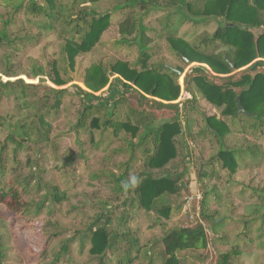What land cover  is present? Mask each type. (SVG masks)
<instances>
[{
    "label": "trees",
    "instance_id": "16d2710c",
    "mask_svg": "<svg viewBox=\"0 0 264 264\" xmlns=\"http://www.w3.org/2000/svg\"><path fill=\"white\" fill-rule=\"evenodd\" d=\"M2 1L5 8L0 7L4 12V15L0 14V100H10L12 110L11 113L0 115V214L5 211L26 218L27 214L40 216L47 210L52 215L66 201L65 192L60 195L58 188L49 186L38 175L37 171L42 173V169L37 162L32 161V157L46 146H51L49 154L53 155V122L59 119L66 97L75 98L78 109L72 131L77 135L89 133L93 149L105 153L121 142L116 151L126 155L127 159L115 165L111 158L119 154L107 156L105 162L110 167L90 176L92 181L104 187L109 201L106 203L100 201V197L97 198V213L91 222L84 230L70 236L68 243H63L45 264H64V254L68 253V246L74 243L79 246L80 252L89 247V255L96 259L94 264H133V253L138 254L144 248L138 247V239L131 227L127 226L128 222L139 213L154 214L158 221L169 220L180 212L182 205H170L168 201L187 189L183 181L187 170L178 171L177 165L178 150L174 138L182 132L177 119L155 126L156 119L141 104V101L151 97L160 100L153 101L157 106L171 107L174 105H165L161 101L174 102L179 97L177 78L182 70L163 63H148L152 56L147 48L149 39L142 24L143 17L150 11L162 10V5L158 0H124L113 10L125 12L124 18L115 24L117 38L107 43L104 36L113 25L111 13L97 14L93 10V5L101 0ZM175 2L178 3L179 13L182 7L188 10L191 17L187 14L184 17L194 25L206 24L211 20L225 22V26L222 25L212 36V40L220 41L223 46L209 54L172 35H169L168 40L172 52L182 60L206 65L214 74L226 76L222 77V84L217 85L204 75H196L190 80L195 89L189 92L193 99L198 93L220 113L218 117L213 115L203 118L204 125L216 139L217 150L204 165L210 170L202 176L209 174L208 177H211L215 168L219 167L227 171V183L232 184L231 178L238 171L242 158L254 160V152L248 147L233 149L226 146V138L234 133L230 122L244 118L254 131L264 126V73L251 75L243 72L238 79L233 80L228 75L234 70L226 59L234 65L235 71L246 67V70L256 71L258 67H264V33L255 38L251 32L264 28V0ZM20 15L25 20L18 26L16 23ZM31 28L35 33H32ZM46 34L55 35L57 41L62 42L59 57L48 66L33 60L26 66L17 64L18 53L26 46L36 44ZM97 46L110 50H137L138 57L134 63L122 60L104 63L100 60L91 64L85 68L81 79L85 90L75 87V91L71 92L68 88L45 86L42 93L45 84L26 83L17 78H40L41 82H45L43 78H48L53 86L64 87L70 82L68 69L74 68L76 57L91 53ZM192 72L206 73V70L197 66L192 68ZM2 78L7 80L3 81ZM12 78L16 80H10ZM106 87V91L102 92ZM131 97L138 101V105L130 103ZM237 98H240L241 105L250 115L235 116ZM187 132L190 135V129ZM201 132L202 129L196 135L200 136ZM65 160L62 163H68L70 167L76 163L72 157ZM140 162L141 169L133 175V165ZM33 169L35 173L31 172ZM24 170L30 172L29 177L22 174ZM132 176L139 178L138 186L123 191L121 182ZM219 191L216 186L205 190L199 202L200 218L211 224L215 234L227 218L223 214L217 216L216 211L211 212L209 206V198H218ZM35 195L41 197L39 203H36L38 200L34 201ZM251 196L256 197L257 202L245 206L242 224L248 230L249 226L259 223V230L263 231L264 187L252 189ZM28 197L32 199L29 209L25 205ZM114 201L119 202L116 205ZM110 206H122L117 220L112 221L107 209ZM17 212L19 215H16ZM2 220L0 225L9 228ZM116 221L117 227L109 230V226L116 224ZM53 236L57 235H51L47 241ZM12 238L11 245L14 242ZM3 239L0 234V264L9 248ZM157 241V246L162 250L161 264H185L179 257L180 253L205 249L209 243L202 223L172 228ZM41 251V254L31 258V263L47 256L46 248ZM242 255V252L233 248L218 255L216 264H240Z\"/></svg>",
    "mask_w": 264,
    "mask_h": 264
},
{
    "label": "rangeland",
    "instance_id": "374dc122",
    "mask_svg": "<svg viewBox=\"0 0 264 264\" xmlns=\"http://www.w3.org/2000/svg\"><path fill=\"white\" fill-rule=\"evenodd\" d=\"M123 1L101 0L93 5V10L97 14L111 13L113 25L104 36L107 43L117 38L115 24L124 18L125 12L123 10L113 12V10ZM158 1L163 9L147 13L143 17L142 23L146 29L145 35L149 39V43H147L149 55L152 56L148 63H163L170 68L182 70L177 78L179 97L174 102L161 101L165 105L173 104L174 106L171 107H159L153 101L160 102V100L151 97H148L147 101H141V104L156 119L155 126L177 119V123L182 130L174 138L178 150L177 165L178 171L187 170V174L183 179L187 189L183 190L180 196L171 197L168 201L167 204L170 205H182L180 212L172 215L169 220L161 219L158 221L154 214L139 213L134 220L131 219L128 222L127 226L131 227L134 236L138 239V247L144 248L138 254L133 253V264H161L162 250L157 246L159 242L157 240L172 228L191 226L197 223H202L204 226L209 243L205 249L180 253L179 257L185 264H216L218 255L233 248L243 253L242 257L239 258L240 264H264V230H259V223L249 226L248 230H246L247 226L242 224L245 206L257 202L256 197L251 196L252 189L264 187V126L254 131L250 129V123L244 118L230 122L234 133L226 138V146L233 149H246L248 147L254 152V160L248 157L242 158V165L240 164L238 171L231 178L233 180L232 184L227 183V171L219 167L215 168L214 175L211 177H208L209 174L202 176L204 172L210 170L204 165L217 150L216 139L204 125L203 118L213 115L218 117L220 113L198 93H196L194 99L192 98L189 90L195 89V86L190 80L196 75H204L208 81L220 85L223 82L222 77L226 76L214 74L206 65L187 63L182 60L180 56L172 52L168 40L169 35H172L174 38L187 42L191 47L209 54L216 48L223 46L220 41L212 40V36L222 25L225 26V22L211 20L206 24L194 25L185 19V14L190 16L185 7H182L179 13L178 3L175 0ZM4 5L3 1L0 0V7L5 8ZM0 14L4 15L1 9ZM18 19L19 21L16 24L19 26L25 18L20 15ZM31 31L35 33L33 28H31ZM251 32L256 38L264 33V28L253 29ZM61 46L62 42L57 41L55 35L46 34L44 37L39 38L36 44L26 46L22 52L18 53L17 64L26 66L31 62L30 60H33L48 66L49 63L59 57ZM137 57V50H110L97 46L91 53L76 57L74 68L68 69L70 82L64 87L57 88L53 86L48 78H43L45 82H41L40 78L28 79L26 76L17 78L23 79L26 83L45 84L42 87V93L45 86L53 89L68 88L71 92L75 91V87L85 90L81 79L85 68L91 64L100 60L104 63L116 60L134 63ZM197 66L203 67L206 73L192 72V68ZM246 69L248 67L233 71L228 76L236 80L243 72H248L251 75L257 72L264 73V67L262 66L258 67L256 71ZM2 79L3 81L7 80L6 78ZM10 80L14 81L16 78ZM106 89L107 87L102 92ZM97 95H100V93H97ZM130 103L138 105V101L134 97L130 98ZM77 109L78 101L75 98L66 97L60 117L53 122L52 127L51 139H54L53 148H55V152L50 155L51 146H46L37 156L32 157V161L37 162L42 169V173L37 171L38 175H41L49 186L58 188L60 195L65 192L67 199L58 206L52 215L44 210L40 216H28L27 214L26 218H19L3 211L0 214V219H3L2 221L9 228H3L0 225V234L9 248L2 256V264L48 263L52 258V254L59 251L63 243H68L67 240L70 236L77 231L84 230L91 222V219L97 213L96 199L100 197L102 202L107 203V200L109 201L104 187L98 182L92 181L90 176L101 169L106 170L107 167H110L105 162L107 156L119 154L116 155L118 157L113 156L111 158V162L115 165L124 162L127 156L116 151L121 142L105 153L102 150L93 149L89 133L81 132L79 135L74 133L71 127L75 123ZM11 110V101L1 99L0 115L11 113ZM243 128L245 129L243 130ZM187 129H190V135ZM200 129H202V134L200 136L196 135ZM95 138L97 140V136ZM71 157L76 159L74 166L70 167L68 163L66 165L62 163L63 159H70ZM65 162L67 161L65 160ZM133 169L132 174L135 175L141 169V162L135 163ZM31 172L35 173V170H31ZM29 173L25 170L22 172L23 175L28 177ZM62 186H65V188ZM213 186H216L221 192L219 191L218 198L212 196L209 198L211 212L216 211L217 216L223 214L227 217L224 220V225L217 230L216 234L211 224L202 221L199 215V202L202 194ZM33 199L34 201L38 200L36 203H39L41 197L35 195ZM26 200L25 205L29 209L32 199L28 197ZM119 201L114 202L116 204ZM33 208L31 211H33ZM2 209L5 210V208ZM107 209H109L113 221L117 220L122 206L117 208L110 206ZM114 209L119 210L115 211ZM16 215H19V212ZM117 224L118 221H116V224L110 225L109 230L117 227ZM119 229L120 227H118ZM11 233L12 235H10ZM54 234L57 236H53L50 241H47ZM11 238L14 241L12 245ZM124 246H127V244ZM42 248H46L47 256L31 263V258L34 255L41 254ZM88 249L89 247H86L80 252L77 244L74 243L70 247L68 246V253H65L63 258L64 264H94L96 259L89 255ZM233 260L234 258L231 259V261Z\"/></svg>",
    "mask_w": 264,
    "mask_h": 264
},
{
    "label": "clouds",
    "instance_id": "9594fccd",
    "mask_svg": "<svg viewBox=\"0 0 264 264\" xmlns=\"http://www.w3.org/2000/svg\"><path fill=\"white\" fill-rule=\"evenodd\" d=\"M139 182H140L139 178L133 176V177H130L129 179H127L125 181H122L121 182V188L123 191L127 192L130 189H133L134 187L138 186Z\"/></svg>",
    "mask_w": 264,
    "mask_h": 264
},
{
    "label": "water",
    "instance_id": "95a60500",
    "mask_svg": "<svg viewBox=\"0 0 264 264\" xmlns=\"http://www.w3.org/2000/svg\"><path fill=\"white\" fill-rule=\"evenodd\" d=\"M226 61L231 65V69L235 71V67L233 64H231L229 62V60L226 59ZM187 63H190L188 60H186ZM180 74V73H179ZM239 114H244V115H250L248 112H246V110L244 109V107L241 105L240 102V98L236 99V111H235V116L239 115Z\"/></svg>",
    "mask_w": 264,
    "mask_h": 264
}]
</instances>
